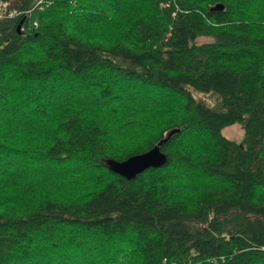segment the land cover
I'll list each match as a JSON object with an SVG mask.
<instances>
[{"label": "trees", "instance_id": "1", "mask_svg": "<svg viewBox=\"0 0 264 264\" xmlns=\"http://www.w3.org/2000/svg\"><path fill=\"white\" fill-rule=\"evenodd\" d=\"M9 2L0 264H264V0Z\"/></svg>", "mask_w": 264, "mask_h": 264}, {"label": "water", "instance_id": "2", "mask_svg": "<svg viewBox=\"0 0 264 264\" xmlns=\"http://www.w3.org/2000/svg\"><path fill=\"white\" fill-rule=\"evenodd\" d=\"M221 9V4L215 3L210 10H219ZM19 27V26H17ZM171 130L166 134V137L161 141H164L171 132ZM165 161L164 154L159 149L158 144L152 146L146 151L140 152L138 154L129 155L128 157L122 160L107 159L106 166L108 170L117 175L124 177L125 179H131L144 169L148 167H159Z\"/></svg>", "mask_w": 264, "mask_h": 264}, {"label": "rangeland", "instance_id": "3", "mask_svg": "<svg viewBox=\"0 0 264 264\" xmlns=\"http://www.w3.org/2000/svg\"><path fill=\"white\" fill-rule=\"evenodd\" d=\"M209 39L206 37H200L196 39V42H204L208 41ZM195 98H200L205 101L207 104L212 105L214 97L212 94H202V93H192ZM221 134L225 137L233 139L235 141H239L242 135L241 126L238 124H230L221 129Z\"/></svg>", "mask_w": 264, "mask_h": 264}, {"label": "built area", "instance_id": "4", "mask_svg": "<svg viewBox=\"0 0 264 264\" xmlns=\"http://www.w3.org/2000/svg\"><path fill=\"white\" fill-rule=\"evenodd\" d=\"M42 1L43 0H36L35 4L40 7ZM27 11L28 10H22L12 6L9 0H0V19L24 15L27 13ZM33 24H35V22H33Z\"/></svg>", "mask_w": 264, "mask_h": 264}]
</instances>
